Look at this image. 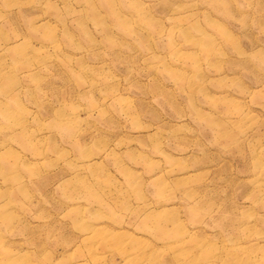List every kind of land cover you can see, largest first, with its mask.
I'll list each match as a JSON object with an SVG mask.
<instances>
[{
    "label": "rangeland",
    "instance_id": "374dc122",
    "mask_svg": "<svg viewBox=\"0 0 264 264\" xmlns=\"http://www.w3.org/2000/svg\"><path fill=\"white\" fill-rule=\"evenodd\" d=\"M0 264H264V0H0Z\"/></svg>",
    "mask_w": 264,
    "mask_h": 264
}]
</instances>
